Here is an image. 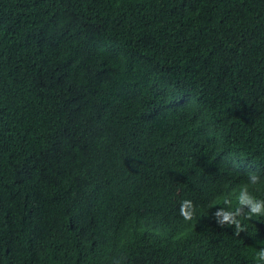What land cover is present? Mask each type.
Here are the masks:
<instances>
[{
	"label": "trees",
	"instance_id": "16d2710c",
	"mask_svg": "<svg viewBox=\"0 0 264 264\" xmlns=\"http://www.w3.org/2000/svg\"><path fill=\"white\" fill-rule=\"evenodd\" d=\"M255 171L264 0H0V264H257Z\"/></svg>",
	"mask_w": 264,
	"mask_h": 264
},
{
	"label": "clouds",
	"instance_id": "9594fccd",
	"mask_svg": "<svg viewBox=\"0 0 264 264\" xmlns=\"http://www.w3.org/2000/svg\"><path fill=\"white\" fill-rule=\"evenodd\" d=\"M264 179V174L248 172L246 179L239 182L238 188L224 200V206L216 208L211 217L220 228L234 227L235 234L248 230L243 221L264 218V195L258 194L257 186ZM179 214L190 220L195 214L194 204L190 199H183L179 205ZM256 248L255 259L257 264H264V241Z\"/></svg>",
	"mask_w": 264,
	"mask_h": 264
}]
</instances>
